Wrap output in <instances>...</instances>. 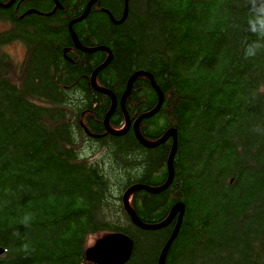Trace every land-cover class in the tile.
Segmentation results:
<instances>
[{"label": "trees", "instance_id": "1", "mask_svg": "<svg viewBox=\"0 0 264 264\" xmlns=\"http://www.w3.org/2000/svg\"><path fill=\"white\" fill-rule=\"evenodd\" d=\"M0 0V264H96L122 232L125 264H264V0ZM79 20V18H81ZM84 49L78 48L70 30ZM20 43L22 61L7 47ZM107 47L108 51L97 49ZM111 91L113 97L98 90ZM139 122L157 142H140ZM163 188V189H162Z\"/></svg>", "mask_w": 264, "mask_h": 264}, {"label": "water", "instance_id": "2", "mask_svg": "<svg viewBox=\"0 0 264 264\" xmlns=\"http://www.w3.org/2000/svg\"><path fill=\"white\" fill-rule=\"evenodd\" d=\"M95 1L96 0H91L88 3L87 8H86V11H85L83 17L88 13L91 5ZM125 2H126L125 3V8H124V12H123V16H122V19L121 20H124V18L127 15V12H128V0H125ZM81 19H82V17L79 18V20H81ZM70 30H71L72 37H73V40H74L76 46L78 48L84 49L82 47V45L80 44L79 39H78L76 33L72 29V22L70 23ZM97 49L105 50V51H108V53H109V58L102 65V67H104L105 65H107V63L109 62V60L112 58V53L105 46H102V47L97 48ZM102 67H99L94 72V74L92 76V79L94 81L95 86L98 88V90H101L102 92H104L106 94H109V95H111L113 97L114 105H113L112 111L107 115V117L105 119V122L108 123L109 118H110V115L112 114V112L115 110V108L117 106L118 100H117L116 96L111 91L104 90L103 88H101L100 86H98L96 84V82H95V75L97 74V72ZM141 75L148 76L150 78V80L152 82L153 88L157 91V93L159 95V104H158V106L153 111H151V112H149L147 114L142 115L134 123L133 128L135 129L136 134H137V137L140 140V142L142 144H144V145H147V146L157 145L159 143H162V142L167 141L169 138H172L173 139L172 150H171V153H170V156H169V159H168L169 179H168L167 183L163 186V188H166L171 183L172 178H173V174H174V171H173V160H174V155H175L176 146H177L176 145L177 144V133H176V130H169L160 140H158L157 142L152 143V142L147 141L141 135V133L139 131V128H138V124H139L140 120L143 119V118H147V117L153 115L154 113H156L157 110L159 109V107L162 105V102H163V93H162L161 89L159 88V86L154 81V78L150 74H146V73H142V72H137V73H135L131 77V79L129 81L127 90H126V92H125V94H124V96L122 98V103H121V105H122V107L124 109V112H125V114L127 116L126 128L123 129V130L124 131H128L130 129V126H131V121L129 119V115H128V113H127V111L125 109V106H124V101H125V98L127 97V95L130 92V89L132 87L133 81L135 80V78H137L138 76H141ZM109 129L111 131L117 132V133L124 132L123 130H121V131H114L111 128H109ZM137 189L150 190V188H148L147 186H144V185H135V186L130 187L125 192V194L123 196V203H124L126 212L131 216L133 222L137 226H139L140 228H143V229H158V228L165 227V226H168V225L172 224V222L176 218L175 227L173 229V232H172L169 240L165 244V246H164V248H163V250H162V252H161V254L159 256V260H158V264H165L168 249H169L172 241L176 238V236L178 234V231L180 229V226H181L182 216H183V213H184V205H183V203L176 204L175 207L173 208L172 212L170 213L169 217L166 220H164L163 222H161L160 224H157V225H149V224H146L133 211V209L130 207L129 202H128L130 195L134 191H136ZM133 246H134V241H133V239L130 236H128L127 234L122 233V232L114 233V234H111L108 237L103 238L100 241H98L96 243V245L92 249H90V250L87 251V257H88L89 260L95 262L96 264H125L130 259L131 255H132ZM3 253H4V249L3 248H0V255H2Z\"/></svg>", "mask_w": 264, "mask_h": 264}, {"label": "rangeland", "instance_id": "3", "mask_svg": "<svg viewBox=\"0 0 264 264\" xmlns=\"http://www.w3.org/2000/svg\"><path fill=\"white\" fill-rule=\"evenodd\" d=\"M7 50L18 61L23 60L24 48L20 43H14V45L13 44L10 45L9 47H7ZM113 105H114V101H113Z\"/></svg>", "mask_w": 264, "mask_h": 264}, {"label": "bare ground", "instance_id": "4", "mask_svg": "<svg viewBox=\"0 0 264 264\" xmlns=\"http://www.w3.org/2000/svg\"><path fill=\"white\" fill-rule=\"evenodd\" d=\"M13 1V0H12ZM56 2H57V4L59 5V2H58V0H56ZM126 3V2H125ZM108 55H109V53H108ZM96 82V81H95ZM105 90V89H104ZM114 101V100H113ZM106 119V118H105ZM168 166V165H167ZM150 190L152 191V190H154V189H152V188H150ZM154 191H156V190H154ZM131 196L132 195H130V198H129V202H131Z\"/></svg>", "mask_w": 264, "mask_h": 264}, {"label": "flooded vegetation", "instance_id": "5", "mask_svg": "<svg viewBox=\"0 0 264 264\" xmlns=\"http://www.w3.org/2000/svg\"><path fill=\"white\" fill-rule=\"evenodd\" d=\"M57 3V2H56Z\"/></svg>", "mask_w": 264, "mask_h": 264}]
</instances>
